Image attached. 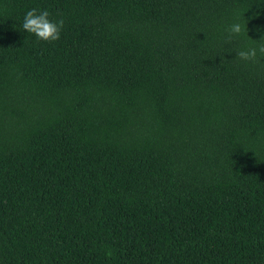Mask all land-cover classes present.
Instances as JSON below:
<instances>
[{
	"label": "trees",
	"instance_id": "trees-1",
	"mask_svg": "<svg viewBox=\"0 0 264 264\" xmlns=\"http://www.w3.org/2000/svg\"><path fill=\"white\" fill-rule=\"evenodd\" d=\"M261 37L264 0H0V264H264Z\"/></svg>",
	"mask_w": 264,
	"mask_h": 264
},
{
	"label": "clouds",
	"instance_id": "clouds-1",
	"mask_svg": "<svg viewBox=\"0 0 264 264\" xmlns=\"http://www.w3.org/2000/svg\"><path fill=\"white\" fill-rule=\"evenodd\" d=\"M49 17L50 12L47 9L31 8L24 15L22 28L28 33L34 34L38 40L55 42L60 39L64 20L62 18L51 20ZM244 30L239 23L229 25L226 29L227 40L239 36ZM261 40H264V37H261ZM258 53L260 57H264V43L260 44L259 47L236 50V57L243 61H254L258 58Z\"/></svg>",
	"mask_w": 264,
	"mask_h": 264
}]
</instances>
